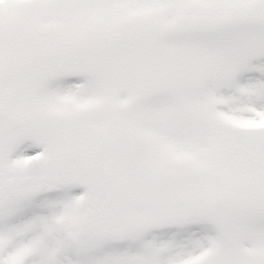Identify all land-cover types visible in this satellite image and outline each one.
Here are the masks:
<instances>
[{
	"label": "snow or ice",
	"instance_id": "1",
	"mask_svg": "<svg viewBox=\"0 0 264 264\" xmlns=\"http://www.w3.org/2000/svg\"><path fill=\"white\" fill-rule=\"evenodd\" d=\"M0 264H264V0H0Z\"/></svg>",
	"mask_w": 264,
	"mask_h": 264
}]
</instances>
